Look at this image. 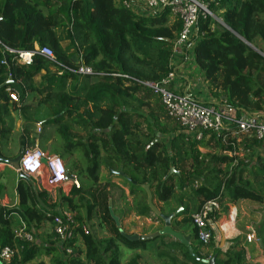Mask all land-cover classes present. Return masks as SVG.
<instances>
[{
	"label": "trees",
	"instance_id": "obj_1",
	"mask_svg": "<svg viewBox=\"0 0 264 264\" xmlns=\"http://www.w3.org/2000/svg\"><path fill=\"white\" fill-rule=\"evenodd\" d=\"M124 1L0 0V112L17 110L27 132L52 126L62 141L54 139L50 151L72 161L69 174L79 182L73 195L59 198L73 212L75 234L60 242L54 229L43 245L36 242L39 224H53V212L0 205V250H17L0 264H46L39 260L42 255L48 257L47 264H122L121 247L154 250L160 264H209L212 258L214 264H261L246 261L238 237L222 254L213 238L203 245L192 216L208 201L264 203V141L248 136L238 140L226 131L186 138L179 122L166 114L161 96L140 82H160L172 69L179 75L173 43L181 21L168 9L140 14ZM200 1L213 17L199 11L196 32L180 62L201 75L213 102L234 108L237 116L255 113L264 120V0ZM35 45L50 48L53 60L34 52L30 64L19 62L17 52L34 51ZM80 66L91 73H77ZM41 72L35 86L33 78ZM6 88L18 95L17 102L10 100ZM34 141L23 138L21 143L30 147ZM38 145L45 148L42 142ZM226 151L244 154L229 156ZM102 169L121 170L136 182L126 180L137 215L148 217L151 211L143 185L168 214L182 207L171 228L187 232L189 244L168 234L150 240L122 235L110 214L109 190L115 184L111 177L99 176ZM18 192L21 207L33 200L30 189L19 186ZM151 214L153 221L164 224ZM208 216L216 220V211ZM96 226H106L111 236H99ZM19 231L33 238L25 240ZM142 257L134 252L126 264H149Z\"/></svg>",
	"mask_w": 264,
	"mask_h": 264
},
{
	"label": "crops",
	"instance_id": "obj_2",
	"mask_svg": "<svg viewBox=\"0 0 264 264\" xmlns=\"http://www.w3.org/2000/svg\"><path fill=\"white\" fill-rule=\"evenodd\" d=\"M35 47L37 46L35 45ZM173 63L175 65L174 68L176 69V72L180 75H178L176 79V82H178V89L180 91L184 88V91H190L198 99L204 102H213V98L206 90L201 75L197 73L193 67L186 66L183 62H180L178 57L173 60ZM42 75L43 72L33 78L35 86L40 84ZM181 76L183 77V81H181ZM6 110L8 111L0 112V148L5 156L12 157L17 154L19 149L27 147L26 144L23 146L21 143L23 138L25 141L31 138H34L35 140L33 146L27 148H33L35 145L39 147L38 144L42 142L45 146L43 150L54 155V153L50 151V144L54 140L49 139V132L50 130L53 131L52 126L50 128L49 125L45 129L43 128V130H39L40 127L38 125L27 132L25 128H23V120L20 117V113L14 109ZM13 112L19 113V119L14 120V124L10 123V119L8 121L6 118V116L9 118L10 115L12 117ZM41 131L43 132V137L39 138L38 133ZM11 134H13L15 138H12ZM206 139L205 142L207 141ZM208 148L209 147H199L202 151H207ZM59 157L65 166L67 180L54 187H45L39 183L37 174L27 176L22 173L19 168H14L10 165L0 163V205L8 209L15 210L23 209L26 205H29L35 207L36 210L46 215L53 212L54 216H60L63 212H69L71 216H73V212L69 211L65 204L59 202V198L62 196L69 197L70 195H73L72 193L75 187L71 184L70 178H76V176L74 174H69V158ZM111 172L109 173L105 169H102L99 176L101 178L111 177V183L115 184V187L109 190L112 195L111 198H109V203L113 206L110 210V214L112 213L111 216L116 217L119 221V226H117L118 229L120 227L126 234H136L139 236L153 234L154 232L160 230L163 227V224L152 220L151 213L153 212L151 209L148 217L137 215L132 206L133 199L129 195L130 184L122 176L118 177V174L116 175L115 173V175H113ZM19 186L30 189L31 194L33 195V200L26 201V204H24L23 207H21L20 194L18 192ZM152 202L159 212L163 211L164 214H168L166 206L153 198V196ZM180 208L182 209V207H179L178 210H176L177 213L181 210ZM128 209L130 210L129 212L127 211ZM214 211H216L217 217L216 220L213 221V239L216 246L220 248L221 254L230 246V240L238 237L245 249L246 261L264 264V246L261 245V242H264V228H262L264 203L261 204L245 199L229 202L226 199L217 203V208H214ZM232 212L234 213L233 218L230 217ZM12 216L16 220H21L17 212H13ZM179 219L180 217H178L177 220ZM93 221L96 222L97 219L95 218ZM250 227L254 228L258 242H246L245 235ZM53 229L54 223L52 224L50 221L40 223L36 242L43 245V242L46 240V235L50 234ZM94 229L97 231L99 236H111V232L108 231L106 226L103 228L96 226ZM177 232L183 236L189 237L190 241V236L187 232ZM223 237L224 243L221 246V240ZM170 239L174 240V237L171 236ZM120 249L121 252H124V249L126 251L124 257L122 255V264H126L134 252L138 254L142 253L143 257L141 262L146 261L149 264H160L154 250L142 251L138 249L133 252L125 247H121ZM39 260H43L46 264L48 263V257L45 255L40 256Z\"/></svg>",
	"mask_w": 264,
	"mask_h": 264
},
{
	"label": "built area",
	"instance_id": "obj_3",
	"mask_svg": "<svg viewBox=\"0 0 264 264\" xmlns=\"http://www.w3.org/2000/svg\"><path fill=\"white\" fill-rule=\"evenodd\" d=\"M124 4L140 14H152L168 9L172 15L178 17L181 21V31L177 40L173 43V52L176 58H181L182 54L186 52V47L196 32L199 11H202L204 15L213 17L208 6L203 5L200 0H126ZM8 52L14 51L9 50ZM34 52L53 60L52 50L43 46L41 48L35 47L34 51L17 52L18 61L26 65L30 64ZM190 58L191 54L188 53L187 59ZM77 73L90 74L91 70L80 66ZM176 79L177 75L172 69L160 82H140L161 96L166 114L179 122L186 138L201 139L205 131H213L218 134L226 131L237 136L238 140L242 136H248L264 141V120L256 118L255 113L248 115L241 113L237 116L232 107L215 102H204L190 91H180ZM5 91L11 101H18V95L14 91L10 88H6ZM224 153L229 156H243L244 154L243 151H226ZM41 159L45 162L41 163ZM19 169L27 176L37 174L39 183L45 187H54L67 180L61 158L41 150L36 145L24 151V155L19 162ZM70 181L73 186L79 187V182L75 177H71ZM196 184L197 182L194 183V185ZM214 208H217V202L208 201L200 212L192 216L193 224L198 229V239L203 245L209 244L213 238V221L208 214ZM230 217H234L233 212ZM53 223L54 232L59 241L72 238L75 235L73 232L74 221L69 212L54 216ZM18 236L25 240L32 239L31 234L28 232H19ZM245 240L246 242H258L254 228H249ZM16 253V249L3 247L0 250V261L9 262Z\"/></svg>",
	"mask_w": 264,
	"mask_h": 264
},
{
	"label": "water",
	"instance_id": "obj_4",
	"mask_svg": "<svg viewBox=\"0 0 264 264\" xmlns=\"http://www.w3.org/2000/svg\"><path fill=\"white\" fill-rule=\"evenodd\" d=\"M8 55L7 53L4 54V58L5 60L7 59ZM158 140V138L155 139V141ZM23 150V149H22ZM20 159H21V154L18 153V154H15L14 156L12 157H8V156H5L2 151H1V148H0V163H4L6 165H10L14 168H19V162H20ZM174 170L171 168V172H173ZM116 174H118L119 176H122L125 180H127L128 182H130L131 184H136L135 181H131L129 178L125 177L124 173L119 170L117 172H114ZM145 191H146V194H147V204L149 206V208L152 210V212L154 214H157L162 220H163V227L158 230L157 232H154L153 234H145V235H136V234H126L125 232H123L121 230V228L119 227V232L124 235L126 238L128 239H131V240H137V239H141V240H150V239H153L154 237L158 236V235H162V234H168L174 238H176L177 240H179L180 242H182L183 244L185 245H188L189 244V237L187 236H183L182 234H180L179 232L177 231H174L172 228H171V219L174 215L177 214V211L173 212V213H169V214H162L159 212V210L153 205V202H152V193L149 189V186L148 185H143ZM181 209V208H180ZM112 215V213H111ZM116 222V225L119 226V221L116 217L112 216ZM224 243V237L222 238L221 240V246L223 245ZM189 252L192 253V249L189 248ZM1 263V261H0ZM209 264H214V258H212L209 262Z\"/></svg>",
	"mask_w": 264,
	"mask_h": 264
},
{
	"label": "rangeland",
	"instance_id": "obj_5",
	"mask_svg": "<svg viewBox=\"0 0 264 264\" xmlns=\"http://www.w3.org/2000/svg\"><path fill=\"white\" fill-rule=\"evenodd\" d=\"M6 118L8 119V121H9V119H10V123H13V124H14L13 121L19 119V113H18V112H13V116H12V117H11V115H10L9 118H8L7 116H6ZM50 128H51V126H50ZM11 136H12V138H15L13 134H11ZM49 139H51V140L58 139L59 142L62 141L60 138H57V135H56L55 132L52 131V130H50V132H49ZM77 153H78V152H76L75 155H78ZM74 157H75V156H72V159H74ZM70 161H71V160H70ZM70 161H69V165H70V167H71V166H72V161H71V162H70ZM122 250H123V249H122ZM121 253H123L122 255H123V257H124V254L126 253L125 249H124V252H121Z\"/></svg>",
	"mask_w": 264,
	"mask_h": 264
},
{
	"label": "flooded vegetation",
	"instance_id": "obj_6",
	"mask_svg": "<svg viewBox=\"0 0 264 264\" xmlns=\"http://www.w3.org/2000/svg\"><path fill=\"white\" fill-rule=\"evenodd\" d=\"M18 153L21 154V158H22V156L24 155V149H23V150H22V149H19L18 152H17V154H18Z\"/></svg>",
	"mask_w": 264,
	"mask_h": 264
},
{
	"label": "clouds",
	"instance_id": "obj_7",
	"mask_svg": "<svg viewBox=\"0 0 264 264\" xmlns=\"http://www.w3.org/2000/svg\"><path fill=\"white\" fill-rule=\"evenodd\" d=\"M45 162V160H43V159H41V163H44ZM65 167V166H64ZM66 171V170H65Z\"/></svg>",
	"mask_w": 264,
	"mask_h": 264
}]
</instances>
